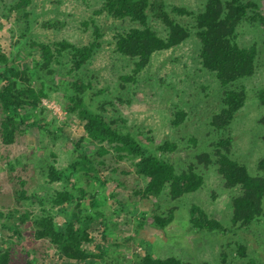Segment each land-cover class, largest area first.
I'll return each instance as SVG.
<instances>
[{"label":"rangeland","instance_id":"obj_1","mask_svg":"<svg viewBox=\"0 0 264 264\" xmlns=\"http://www.w3.org/2000/svg\"><path fill=\"white\" fill-rule=\"evenodd\" d=\"M149 1L148 25L160 37L165 36L162 10L186 27L189 37L153 54L131 83L121 79L133 76V64L115 52L114 37L140 26L98 13L102 0H31L23 22L24 13L13 10L14 0H0V49L19 69L39 60L33 43L66 41L80 48L93 40L92 23L102 33L99 50L81 70L70 72V55L64 53L52 73L31 77L30 84L36 89L43 86L45 97L37 108L20 112L17 121L21 124L12 143L4 144L0 132V250L9 249L11 264L62 262L53 245L35 237L34 221L44 210L55 218L59 230L65 228L62 212L69 206L54 207L50 202L65 187L73 198H79L81 214L72 212L77 215L74 226H86L84 216L91 221L87 230L92 240L83 245L92 255L86 264H136L144 254L173 256L181 264H216L222 255L228 264H264V202L263 215L257 221L247 228L234 227L231 198L236 191L225 189L213 166L198 159L211 156L213 144L230 135L232 158L251 175H261L256 166L264 158V106L259 100L264 88V24L244 22L236 30L240 47L256 48L255 71L235 85L244 89V105L231 126L217 133L209 122L222 106V89L200 64L194 18L171 11L184 8L196 14L203 10L204 0ZM247 1L257 4L264 17V0ZM73 82L84 86L79 96L87 110L131 133L144 153L169 162L177 173L193 165L202 176L200 188L176 200L167 196L166 189L160 197H145L147 180L136 173L131 160L120 159L111 151L101 157L94 153L102 164H96L90 174L75 173L67 185L50 181L49 168L66 169L76 155L77 143L81 142L87 155L95 149L83 140L87 139L83 121L69 110V98L76 93L72 86L67 89V83ZM175 110L185 114L178 126L173 125ZM3 118L0 111V123ZM164 143L172 146L171 151L161 149ZM71 184L76 188H70ZM191 206L220 223L222 229L193 227ZM171 209L173 219L159 227L155 215L166 218ZM79 217L82 220L77 222ZM239 246L245 247V257L239 255Z\"/></svg>","mask_w":264,"mask_h":264},{"label":"trees","instance_id":"obj_2","mask_svg":"<svg viewBox=\"0 0 264 264\" xmlns=\"http://www.w3.org/2000/svg\"><path fill=\"white\" fill-rule=\"evenodd\" d=\"M13 10L23 12L20 20L27 19L25 10L31 4V0H14ZM151 7L149 0H102V7L98 13L118 20H130L138 24L139 28H130L118 33L114 37L115 52L127 58L133 64L132 77L121 80L134 82L150 63L153 54L176 47L189 37V30L176 22L166 11L162 10L160 18L165 29V36L160 37L149 25L147 11ZM178 15H187L194 18V31L198 39L199 59L202 69L211 73L222 89L221 108L211 116L209 125L217 133L226 131L234 121L236 115L244 105L245 92L242 87L235 85L240 81L251 77L255 71L256 48L240 47L236 42V30L244 22L263 25L264 17L259 13V7L252 1L247 0H204L202 11L193 12L184 8H171ZM93 40L87 46L76 47L66 41L53 45L33 43L38 54V61H33L31 67L19 69L14 61L0 49V111L4 118L0 123L1 140L4 144H10L19 129L21 121H17L21 111L35 109L45 97L43 86L36 89L30 83L31 77L38 74L53 72V65L60 63L63 54L70 55V72L81 70L100 48L101 30L92 23ZM67 85L73 87L76 93L74 98H69L72 106L71 113L83 121L84 132L87 135L89 145L94 149L92 155H87L81 146L76 144V153L73 161L66 169L56 171L49 168L48 178L50 181L71 183L73 174L78 172L94 171L96 164H102L94 153L99 157L113 152L120 159L131 160L136 173L147 180L144 189L145 197H160L166 189L167 196L176 200L184 195L197 191L202 184V176L197 169L190 167L177 173L169 162L154 154H146L140 141L129 132H122L112 122L98 113L87 110L84 100L79 96L84 93V86L73 82ZM88 86V85H87ZM260 103L264 106V88L259 92ZM185 118L181 110H175L173 125H180ZM219 138L213 144L211 156L198 157L213 166L225 189L235 190L231 198L230 222L234 227L247 228L263 215L264 202V158L257 162V170L261 175H251L246 166L239 163L231 156V141ZM82 141V140H81ZM108 147L104 148L103 146ZM164 151H171L172 146L164 143L161 147ZM79 152V153H78ZM76 188L75 185H69ZM168 190V191H167ZM81 198L85 193L80 190ZM51 205L61 207L69 206L62 212L66 218V226L59 230L55 218L47 211L35 218V237L47 240L63 257L60 264H86L92 257L83 249L84 244L92 240L89 234L90 222L84 216L86 226L76 228L77 215L72 212L79 210V198H73L66 187L57 191L50 199ZM174 209L169 210L166 218L155 215L154 222L159 227H164L173 219ZM190 223L193 227L202 230H221L222 226L207 216L196 206H191ZM82 220L80 217L77 222ZM89 222V223H88ZM88 229V230H87ZM239 255L245 257V247L239 246ZM0 264H11L9 249L0 250ZM25 264H36L27 260ZM42 264V263H41ZM136 264H181V261L173 256L159 258L148 254L141 255L136 259ZM216 264H228L225 256H221ZM246 264H253L247 262Z\"/></svg>","mask_w":264,"mask_h":264}]
</instances>
